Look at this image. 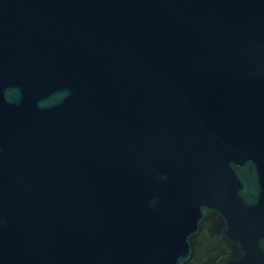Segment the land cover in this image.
Listing matches in <instances>:
<instances>
[{
  "label": "water",
  "instance_id": "water-1",
  "mask_svg": "<svg viewBox=\"0 0 264 264\" xmlns=\"http://www.w3.org/2000/svg\"><path fill=\"white\" fill-rule=\"evenodd\" d=\"M0 264H264V0H0Z\"/></svg>",
  "mask_w": 264,
  "mask_h": 264
}]
</instances>
